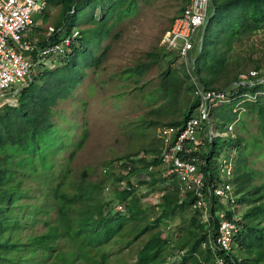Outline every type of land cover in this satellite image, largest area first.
Here are the masks:
<instances>
[{
  "label": "rangeland",
  "instance_id": "obj_1",
  "mask_svg": "<svg viewBox=\"0 0 264 264\" xmlns=\"http://www.w3.org/2000/svg\"><path fill=\"white\" fill-rule=\"evenodd\" d=\"M121 5L110 14L106 24L112 23L100 45L102 26L94 24L90 10H85L76 19L75 27L82 32L83 52L79 50L74 54L65 69L64 81L66 84L71 82L75 74L82 80L73 87L68 97L57 100L51 108V129L48 133L35 145L27 143L22 148L11 145L0 148V165L12 169L10 177L14 180L10 186L15 194L9 211L10 216L16 217L19 226L11 236L14 241L23 243L31 236L44 235L53 226L59 225L62 231L65 230L57 210L60 200L52 198V189L57 183H60L61 193L74 197L72 204H67L70 219L86 215L85 212L90 208L92 210L95 204L112 213L116 204L115 192L106 183L107 178L102 176L101 171L118 158L154 154L153 149L158 146L154 133L156 128L178 120L187 106L189 93L185 89L187 77L183 62L167 55L159 45L162 34L169 28V21L179 13L185 1L125 0ZM119 11L120 15L114 16ZM208 11L209 2L207 14ZM101 15L102 11L95 9L92 18L97 21ZM218 15L201 31L202 46L205 52L217 48L223 69L218 72L215 69L202 71L200 75L212 80L213 87L221 88L236 72L251 69L254 65L264 66V29L240 36L227 49L225 27L229 18L222 13ZM104 48H108L107 53L99 65L95 68L87 66L90 59L100 55ZM147 54L152 55L147 57ZM194 55L195 52H192L185 59L189 71ZM207 61L205 64H208ZM61 65L62 62L57 60L53 67H48V71ZM42 73V69L36 70L32 78L37 80ZM19 87V84H14L11 90L2 92L0 110L13 100ZM217 110H213L216 120L213 131L218 130L217 126L222 123ZM241 120L234 133L246 141L242 151L246 156V171L250 185L258 190L257 193L249 190L241 195L243 200L237 210L240 219L249 212L253 203H261L264 207V142L252 143L255 137L253 118L244 116ZM219 147L217 145L216 149ZM216 156L215 153L213 158L216 159ZM137 170L141 173L144 169L140 167ZM154 177L153 183L147 182V186L142 185L140 191L133 194L138 198L144 214L129 218L124 213L120 227L113 230L109 241L99 247L104 254L102 264H133L145 240L156 231H161L164 240L172 233V244L175 247L183 245L190 230L188 220L191 211L185 209L162 217L154 225L152 221L157 218V212H153L152 207L160 204L161 195L157 181L160 175ZM260 194L262 197L257 200ZM125 200L127 204L131 198ZM245 220L264 226V218L257 214ZM144 224H149V229L133 239ZM177 237L180 240L176 241ZM47 245L50 247L48 251L35 250L31 263L84 264L75 256L73 244L64 237L49 239ZM1 249L5 254H0V264H28V259H17L14 263L16 250L11 247ZM18 252H21L17 254L20 257L28 253L23 248ZM59 253L65 263L57 260ZM242 254L234 249L236 258L241 259ZM166 259L165 263L169 264ZM260 263H264V250Z\"/></svg>",
  "mask_w": 264,
  "mask_h": 264
},
{
  "label": "trees",
  "instance_id": "obj_2",
  "mask_svg": "<svg viewBox=\"0 0 264 264\" xmlns=\"http://www.w3.org/2000/svg\"><path fill=\"white\" fill-rule=\"evenodd\" d=\"M124 1L125 0H45V3H51L59 7V19L53 28L54 33H52L49 40L51 42H56L62 33L67 34L71 29L76 28L75 24L78 16L84 14L85 10H90V16L94 24L102 26V34L99 38L100 45V42L106 38L109 32V25L112 23L107 25L110 14L113 13L115 8H121V3H124ZM184 1L186 4L188 0ZM95 9L102 11V15L97 21L92 18V13ZM120 12L121 11L114 16L117 17L120 15ZM219 13L225 14V17L229 18L225 27L227 32L225 34V36H227L225 47L227 49L229 48V44H231L232 41H238L240 36L264 29V0H209V11L206 21L199 30L201 36L200 48H193L189 52V54L195 52V55L191 57L190 74L199 84L207 88L216 87L212 86V80L201 76L200 73L202 71L211 72L214 69L218 72L223 69V66L221 64L222 59L218 57L217 48L207 52L203 50V36L201 31L205 30L215 17L222 16L218 15ZM172 19L169 21V26L172 23ZM78 33L79 38L75 41V45L70 54H67L65 58L59 61L62 62L61 66L54 68L53 71L42 70L43 73L37 80L31 78L30 82L24 87L19 88L13 100L11 102L9 101L8 105L0 110V148L5 145L22 148L25 147L27 143L35 145L36 141L40 140L51 129V108L55 105L57 100L68 97L73 87L82 80L81 77L79 78L76 76L77 74H75V78L71 82L66 84L64 81L65 69L69 65V62H71L74 54L79 50L83 52L82 32L78 30ZM116 37L117 36H115V38ZM107 49L108 48H104L100 55L93 56L87 66L95 68L99 65L100 60L107 53ZM151 55L152 54H147L146 56L150 57ZM197 58H199V60ZM205 61H207L208 64H205ZM253 68H258V65H254ZM228 71L229 70H226V72ZM240 72H236L230 77L221 88H225L230 82L232 83L235 81V77ZM167 74L168 72L164 73V76H167ZM75 81L77 83H75ZM185 89L186 92H189L188 84H186ZM244 107L245 113L242 117L245 116L254 119L252 125L255 130V137L252 138V143L259 144L264 142V97L257 98L254 103H246ZM191 108L192 104L189 101L178 120L170 121L163 125L172 128L178 127L182 121L189 117ZM217 109L219 110H217V115L222 119V123L217 126L218 130H222L225 124L235 121L236 117L231 114L230 106H225L224 108L218 107ZM225 111H227V113ZM241 121L240 119L236 122L234 128H236ZM83 133L84 132H82V134ZM83 137L84 135L78 146L82 142ZM245 144V139L238 133H235L233 142H231L229 138H216L211 144L207 157L205 158V155H201V158L205 161V166L202 168L204 173L212 166V157L215 154L214 150L217 148V145L236 149L237 155L234 161L233 184L234 192L238 196V206L243 200L241 195L244 194V192L247 191L248 193V191L251 190L252 193H257L258 190L255 186L250 185L248 179L246 156L242 154ZM156 151V148H154L153 153L155 154ZM128 158L129 156H126L118 158L115 161L127 160ZM139 164L140 167L145 169L149 164L156 165V161H140ZM134 170L133 168L130 173H134ZM11 172V168L0 165V248L11 247L16 250L15 258H13L14 263H16L17 259H19V261L28 259V264H33L30 258H32L35 250L43 249L48 251L50 247L47 245V241L56 236H62L69 243L73 244V248L76 251L75 256L84 264H102L104 254L99 247L103 242L109 241L113 234V230L120 227L124 213H127L129 218H135L138 214H144L138 204V198L135 197L132 192H115L116 204L125 202L122 212H115L113 210V212L110 213L108 210L105 211V207L102 205L95 204L92 206V210L90 208L85 212L86 215L79 216L75 220L70 219V207L67 206V204L71 205L74 197H66L61 193L59 191L60 183H57L53 186L52 198L54 200H60L61 205L58 206L57 210L60 215L59 218L61 219L60 223H63L65 230L62 231L59 225L53 226L49 228L44 235L36 237L31 236L23 243L14 241L11 239V236L17 231L19 226L17 225L16 217L10 216L9 214L11 209L10 201L15 194L14 189L10 186L14 183L13 178L10 177ZM129 177H131L130 174L126 176V178ZM106 178V183H109L111 186H114L117 181L122 179L119 175H111V177L108 175ZM153 180L154 179L150 182L153 183ZM167 180L169 181L168 183ZM157 181L160 183L159 191L161 190V195L159 197L160 204L156 207L157 218L155 217L156 219H153V224L157 225L162 217L172 216L176 212L179 213L188 209L191 211V216L188 220L190 230L187 231V237L183 245L179 247L178 245L175 247L174 243L172 244L170 235L164 240V238L161 237V231L154 232L145 240L138 253H136L133 264H166L165 258H167L166 261L167 263L169 262V264H199L198 259L203 260L207 257V254L199 249V244L204 239L205 234L203 230L204 225L199 220V213L190 209L192 198L190 195H187L184 201L179 202L178 198H176V185L171 177L159 178ZM149 183H143L142 185L147 186ZM261 197L262 195L260 194L257 200L261 199ZM126 198H131L130 202L127 204ZM213 202L209 210L212 219L218 206ZM251 206L249 212L238 222V225L241 226L242 229L233 239V244L234 247L237 248V251L243 252L242 257L239 259L234 255H228L234 264H264L260 263L261 253L262 250H264V226L259 225V223H248V221L245 220L247 217L252 215L255 216L256 214L264 218V207L261 203H253ZM153 207L152 211L154 212L155 207ZM211 223H214V219ZM149 227V224H144L133 239L144 233ZM180 233H182V231ZM178 240L180 239L177 237L176 241ZM22 248L26 249L28 253L21 257L17 256L18 253H21L18 251L22 250ZM2 252H4V250L1 249L0 254H5ZM172 252L180 253V255L176 256L175 260L169 261L168 258H172L170 255ZM61 255L62 254L59 253L57 260L65 263L66 261ZM251 255H253L252 258ZM237 259L239 263L236 262Z\"/></svg>",
  "mask_w": 264,
  "mask_h": 264
},
{
  "label": "built area",
  "instance_id": "obj_3",
  "mask_svg": "<svg viewBox=\"0 0 264 264\" xmlns=\"http://www.w3.org/2000/svg\"><path fill=\"white\" fill-rule=\"evenodd\" d=\"M208 2L188 0L173 17L159 44L166 54L183 62L189 86L188 102L192 104L191 114L176 128L164 125L156 128L154 133L158 146L155 154L114 161L101 174L121 176L122 179L112 186L113 191L133 194L140 191L143 183L155 179V175H160L159 178L171 177L176 185L178 201H184L190 195V209L199 213V220L204 225L205 236L199 249L207 257L198 259V263L234 264L228 255H233V239L242 229L238 225V196L233 184L237 151L233 147L224 146L215 149L216 159L212 157V166L204 173L202 168L205 161L201 155L207 157L216 138L234 141V125L245 113L244 105L264 97V66L241 71L235 81L225 88H207L196 81L185 59L193 48H200L199 30L206 21ZM41 10L42 5L34 0H0V98L2 92L11 90L14 84H19V88L24 87L34 77L36 70H48L57 60L65 58L79 38L78 30L71 29L67 34L62 33L58 41L51 42L49 38L54 30L47 28L46 42L40 48L24 39L32 23V14ZM222 105L231 107L235 121L225 124L222 130L213 131L216 123L213 110ZM152 160L156 161V165H147L141 173L137 170L140 161ZM133 168L134 173H130ZM128 174L131 177L126 178ZM212 202L218 205L213 215V224L209 212ZM154 207L157 211V206ZM123 208L124 203H117L114 211L122 212ZM170 255L172 258L168 260L173 261L180 253L172 252Z\"/></svg>",
  "mask_w": 264,
  "mask_h": 264
},
{
  "label": "crops",
  "instance_id": "obj_4",
  "mask_svg": "<svg viewBox=\"0 0 264 264\" xmlns=\"http://www.w3.org/2000/svg\"><path fill=\"white\" fill-rule=\"evenodd\" d=\"M34 1L38 5H42V10L39 13L32 14V23L24 39L40 48L46 42L47 28H54L56 22H58L59 7L51 3H45V0ZM73 29L78 30L77 28Z\"/></svg>",
  "mask_w": 264,
  "mask_h": 264
}]
</instances>
